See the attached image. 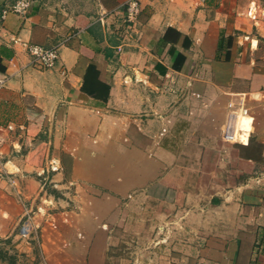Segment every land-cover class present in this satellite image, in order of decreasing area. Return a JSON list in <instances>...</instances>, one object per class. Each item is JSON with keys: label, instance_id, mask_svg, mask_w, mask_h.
I'll return each instance as SVG.
<instances>
[{"label": "crops", "instance_id": "obj_1", "mask_svg": "<svg viewBox=\"0 0 264 264\" xmlns=\"http://www.w3.org/2000/svg\"><path fill=\"white\" fill-rule=\"evenodd\" d=\"M15 1L0 0V236L32 212L72 264H264V0H140L126 36L129 0L4 15ZM30 43L61 44L57 66ZM90 64L105 99L83 90ZM230 103L249 112L241 140L224 137Z\"/></svg>", "mask_w": 264, "mask_h": 264}, {"label": "rangeland", "instance_id": "obj_2", "mask_svg": "<svg viewBox=\"0 0 264 264\" xmlns=\"http://www.w3.org/2000/svg\"><path fill=\"white\" fill-rule=\"evenodd\" d=\"M45 222L30 212L18 234L0 236V264H72L66 257L65 243L59 244L62 236L57 229H52V240H48Z\"/></svg>", "mask_w": 264, "mask_h": 264}, {"label": "built area", "instance_id": "obj_3", "mask_svg": "<svg viewBox=\"0 0 264 264\" xmlns=\"http://www.w3.org/2000/svg\"><path fill=\"white\" fill-rule=\"evenodd\" d=\"M40 0H16L11 8L3 11L5 15L9 11L15 12L20 16H26L30 10L39 3ZM141 12V4L140 0H129L125 6V13L123 22L125 24V30L120 32V36H126L129 34L128 31H132L136 27V23L138 21L139 15ZM107 12L105 10H101L99 20L104 23L106 22ZM255 17V16H254ZM60 46L61 44L54 45L51 47H45L39 44H28L27 48L29 52L33 55L34 64L38 65L42 68H53L57 66L59 58H60ZM123 45L120 44L116 47V52L120 53L122 51ZM8 81V76L0 71V90L6 86ZM249 112L246 107L241 106L240 108H236L233 103L229 104V115L228 120L224 129V137L227 140H241V135L238 134V120H243V118L248 117ZM4 142V138L0 134V146ZM60 164L58 160H53L50 163V166L47 170H43L41 175L46 171L56 172L60 170ZM49 177H44V184ZM11 183H14L13 178H9ZM26 228V227H25Z\"/></svg>", "mask_w": 264, "mask_h": 264}, {"label": "trees", "instance_id": "obj_4", "mask_svg": "<svg viewBox=\"0 0 264 264\" xmlns=\"http://www.w3.org/2000/svg\"><path fill=\"white\" fill-rule=\"evenodd\" d=\"M184 44H187V41H184ZM184 59L183 54L179 53L177 54L173 66L175 68L180 67L182 61ZM99 70L95 64H90L87 68L86 75L84 77V85L83 90L93 95L94 97L98 98H107L110 85L108 83H105L99 79Z\"/></svg>", "mask_w": 264, "mask_h": 264}]
</instances>
